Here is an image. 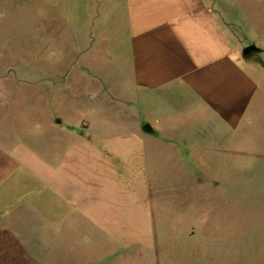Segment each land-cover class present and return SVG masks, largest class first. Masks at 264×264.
Returning a JSON list of instances; mask_svg holds the SVG:
<instances>
[{
    "label": "rangeland",
    "instance_id": "rangeland-1",
    "mask_svg": "<svg viewBox=\"0 0 264 264\" xmlns=\"http://www.w3.org/2000/svg\"><path fill=\"white\" fill-rule=\"evenodd\" d=\"M214 7L233 23L254 98L236 133L205 120L202 164L188 166L203 175L195 182L177 180L185 163L151 158L153 195L146 206L154 246L120 252L108 239L85 247L77 230L71 235L64 228L60 236L51 191L35 179L21 184L16 173L0 186V206L26 201L0 210V264H264V0H214ZM96 10L87 0H0V147L21 143L53 162L51 119L69 130L82 117L96 126L120 121L101 107L127 84L109 59L111 38L76 37L87 34ZM249 44L260 52L244 56ZM77 49L109 84L98 102L79 100L71 89Z\"/></svg>",
    "mask_w": 264,
    "mask_h": 264
},
{
    "label": "crops",
    "instance_id": "crops-1",
    "mask_svg": "<svg viewBox=\"0 0 264 264\" xmlns=\"http://www.w3.org/2000/svg\"><path fill=\"white\" fill-rule=\"evenodd\" d=\"M87 2L97 10L87 21V34L76 37L96 39L100 33L111 38L109 59L127 84L123 95L110 94L101 107L120 121L96 126V120L82 117L69 130L48 118L56 140L49 155L53 162L21 143L0 147V186L16 173L21 184L26 179L40 182L41 189L53 194L59 235L64 228L70 234L77 230L85 247L94 239L100 245L108 239L120 252L153 247L146 206L153 195L146 168L151 158L185 163L177 180L186 186L200 179L199 169L188 166L202 164L199 136L207 130L205 120L238 132L255 83L239 57L233 23L223 20L214 0ZM73 55V95L90 103L102 100L109 84L81 49ZM64 139L68 143L61 148ZM25 201L22 197L10 204Z\"/></svg>",
    "mask_w": 264,
    "mask_h": 264
},
{
    "label": "water",
    "instance_id": "water-1",
    "mask_svg": "<svg viewBox=\"0 0 264 264\" xmlns=\"http://www.w3.org/2000/svg\"><path fill=\"white\" fill-rule=\"evenodd\" d=\"M257 52H260V49L254 44H249L243 48L242 54L246 56V55L257 53Z\"/></svg>",
    "mask_w": 264,
    "mask_h": 264
},
{
    "label": "flooded vegetation",
    "instance_id": "flooded-vegetation-1",
    "mask_svg": "<svg viewBox=\"0 0 264 264\" xmlns=\"http://www.w3.org/2000/svg\"><path fill=\"white\" fill-rule=\"evenodd\" d=\"M254 54V53H253ZM249 55H252V54H249Z\"/></svg>",
    "mask_w": 264,
    "mask_h": 264
}]
</instances>
